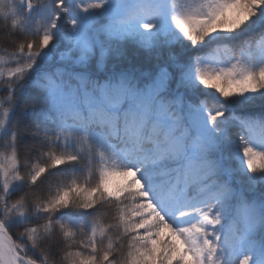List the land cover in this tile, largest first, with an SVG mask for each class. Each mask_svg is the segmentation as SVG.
Instances as JSON below:
<instances>
[{"label": "snow or ice", "instance_id": "snow-or-ice-1", "mask_svg": "<svg viewBox=\"0 0 264 264\" xmlns=\"http://www.w3.org/2000/svg\"><path fill=\"white\" fill-rule=\"evenodd\" d=\"M0 264H264V0H0Z\"/></svg>", "mask_w": 264, "mask_h": 264}]
</instances>
